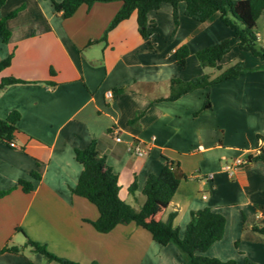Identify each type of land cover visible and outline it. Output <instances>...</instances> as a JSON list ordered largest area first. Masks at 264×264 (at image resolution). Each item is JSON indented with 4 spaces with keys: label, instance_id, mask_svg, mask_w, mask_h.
I'll return each instance as SVG.
<instances>
[{
    "label": "crops",
    "instance_id": "crops-1",
    "mask_svg": "<svg viewBox=\"0 0 264 264\" xmlns=\"http://www.w3.org/2000/svg\"><path fill=\"white\" fill-rule=\"evenodd\" d=\"M121 4H81L66 18L52 0H5L0 6V19L15 13L5 21L8 41L0 35V58L11 53L0 78L24 80L0 91V118L19 113L14 146L0 142V190H8L0 196V264H56L29 246L22 253L1 250L24 244L26 236L79 264H185L175 244H158L134 222L108 232L93 227L98 209L71 191L82 169L74 151L91 140L117 175L119 196L131 205L140 203L148 175L173 161L178 187L153 217L167 221L173 213L171 224L182 233L191 210L210 206L224 215V233L203 254L264 264V238L251 229L264 225V162H246L264 142V69L212 83L207 108L206 87L157 99L169 93L171 79L204 74L195 51L223 38L232 46L218 63L237 59L251 67L264 60L241 50L218 15L204 22L185 15L184 1L176 26L171 5L163 2L147 13L154 23L147 37L133 12L100 40ZM182 44L189 49L184 67L175 62ZM118 87L125 89L115 92ZM130 142L149 149L137 156L128 150ZM238 157L245 163L229 174L224 164ZM32 171L40 177L24 192L17 181L31 178ZM134 179L136 190L129 193Z\"/></svg>",
    "mask_w": 264,
    "mask_h": 264
},
{
    "label": "trees",
    "instance_id": "trees-1",
    "mask_svg": "<svg viewBox=\"0 0 264 264\" xmlns=\"http://www.w3.org/2000/svg\"><path fill=\"white\" fill-rule=\"evenodd\" d=\"M95 1L111 0H52L54 9L60 12L63 18L71 16L81 4L90 6ZM122 4L112 17L100 40L105 41L107 32L119 22L127 19L133 12L136 13L138 31L142 37H147L149 21L147 13L156 10L161 3L167 2L172 7V19L175 26L178 24V3L185 2V15L204 22L214 15H218L221 21L230 27L233 36L237 39L236 45L250 52L252 55L264 60V45L258 43L256 23L259 16L264 12V0H121ZM5 0H0V6ZM10 13L0 19V35L3 42H7L10 31L6 26V19L14 16ZM97 41L94 39L90 42ZM148 44H150L148 42ZM229 38H223L195 51V56L202 66H209L216 74L204 73L190 80L173 78L170 80L169 93L157 99L173 100L182 94L197 87H206L203 107H210L209 87L212 83L221 81L231 76H236L245 70L263 68L264 63L256 66H246L243 61L236 60L228 65H222L218 61L231 49ZM189 54L187 44H182L175 50V62L184 67ZM11 62V53L0 58V72L8 67ZM23 79L14 76L0 78V91L9 84L23 82ZM124 87L114 89L115 92L124 90ZM19 119L17 111L10 112L5 118H0V142L9 144L13 140V133L17 129L16 122ZM75 158L82 165L78 181L71 188L73 194L85 197L98 209V217L90 221L93 227L100 232H108L117 224L134 222L149 232L151 238L160 245L173 243L182 253L185 264H238L235 259L226 260L204 255L208 247L220 239L224 233L225 217L210 206H204L197 210H191L189 220L182 233L177 227L172 226L170 213L167 221L155 219L154 213L168 205L172 199L178 184L179 177L176 175L174 162L165 161L159 173H151L145 180L141 189L143 199L138 207L131 205L119 196V184L117 175L99 156L96 141L91 140L85 148L75 149ZM264 162V145L254 153H249L246 162ZM31 178H20L17 184L22 191L30 192L33 189L32 179L40 176L32 171ZM136 190L135 179L128 187L129 193ZM8 190H0V196ZM18 230H21L17 227ZM251 229L264 238V225L252 224ZM29 246L34 252L40 253L46 262L55 261L56 264H79L73 260L59 257L49 251L45 244L39 243L26 236L22 245L6 244L1 250L13 253H22ZM29 264H34L29 262ZM88 264H99L92 261ZM243 264H259L245 258Z\"/></svg>",
    "mask_w": 264,
    "mask_h": 264
},
{
    "label": "built area",
    "instance_id": "built-area-1",
    "mask_svg": "<svg viewBox=\"0 0 264 264\" xmlns=\"http://www.w3.org/2000/svg\"><path fill=\"white\" fill-rule=\"evenodd\" d=\"M110 94V93H109ZM116 140H120V136L119 135H116L114 137ZM11 146H14V143L13 142H10L9 143ZM264 145V142L262 144V146ZM128 150L134 154H136L137 156H143L147 153L148 151V146H144V145H141L140 143L138 142H130L128 143V146H127ZM243 163H245V160L242 159L241 157H238L236 158L233 162H230V163H225L223 168L229 173V174H232V171L235 167H238L240 165H242Z\"/></svg>",
    "mask_w": 264,
    "mask_h": 264
},
{
    "label": "rangeland",
    "instance_id": "rangeland-1",
    "mask_svg": "<svg viewBox=\"0 0 264 264\" xmlns=\"http://www.w3.org/2000/svg\"><path fill=\"white\" fill-rule=\"evenodd\" d=\"M21 19V18H19ZM257 30H256V33L259 35V41L258 43L261 44V45H264V12L259 16V18L257 19ZM237 60V59H235ZM214 69L209 67V66H204V73H210L212 72ZM217 72H212V75L216 74ZM143 199V195L140 194V202L142 201ZM133 205L135 207H138L140 205V203H133Z\"/></svg>",
    "mask_w": 264,
    "mask_h": 264
}]
</instances>
